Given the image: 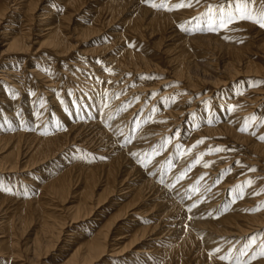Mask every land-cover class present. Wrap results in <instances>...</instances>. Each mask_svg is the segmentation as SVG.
I'll return each mask as SVG.
<instances>
[{
  "label": "bare ground",
  "instance_id": "obj_1",
  "mask_svg": "<svg viewBox=\"0 0 264 264\" xmlns=\"http://www.w3.org/2000/svg\"><path fill=\"white\" fill-rule=\"evenodd\" d=\"M16 1L18 2V0L11 1L17 6L14 8L13 15H11L10 16L11 18H9V19H13L12 21L9 20L12 23H9L7 27V29H11V30L16 29V31L13 32V34L11 33L12 36L11 38H9L10 41L6 44L7 46L6 49L10 51L9 53L21 52L22 54H24V53L31 52L30 51L31 26L29 25V23L30 22L32 23L35 17L37 18L39 17L37 15L35 16L32 13L37 7L39 0H19L20 2L18 4L16 3ZM94 1L98 2L96 3L98 4L100 8L99 16L101 17V19L100 17H98L94 21V23H92V25H86L85 23V24H82L81 27L77 26V28L69 27L70 24L68 25V21L71 20L72 13L77 12L78 9L84 6L85 0H68L67 2L64 3L66 9L64 12H62L63 10L61 11L62 14L59 13L60 10L57 12L54 9H49V11L46 12L47 13L46 17H50V18H49V21L43 25V28L45 27L44 29L42 28L44 33L41 35L43 37L41 38V40H39V42H36V41L35 42L38 43L39 46H41L42 44H45L46 46H49L50 49H53L55 52H58L59 54H65V52L70 51L71 46H72L70 42L68 41V38H69L68 35H69L70 30L69 32L68 31L66 32L65 27H68V29H73L72 31L75 30V33L77 34V36L94 34L99 29L98 25L103 23L101 20L105 21L106 18H109V24H110L111 21L116 20L119 14L126 11L128 8L129 9L132 8L131 11L135 12L136 14L133 15L132 18H129L127 21L125 20L124 22L125 31L123 30L124 31L123 33H126L128 31L130 32L129 34H137L141 38H143L148 33H149L148 34L149 36H153L155 34L160 35V37L156 39L157 43L155 44L157 46L158 45L160 46L161 41L165 37L166 38L169 37L170 39H175L176 43H175L174 48L175 50H177V52L175 53L179 55L176 54L177 56L175 57H174L175 54L173 55L172 57L173 62L174 60L175 62H177V60L179 61L180 60L179 58H181L180 55L181 56L188 55V52H187L189 48L188 46L204 45V43L200 44L202 43V40H206V41L213 40L215 43V41H218V39L222 35L225 36L224 33H230L231 36H236L234 37V39L236 38L240 39V37L242 38L246 37L247 39H244L245 41L243 43L238 44V42L236 40H233V37H232L233 42L236 41L238 45L233 44L232 42H231L232 44H227L228 46V47L226 46L227 60L230 62L228 66L238 65L237 64L238 62L239 64L244 65L245 68L255 66L257 68V71L261 69V65L258 63L257 60L261 59L262 57L259 56L258 59H253V57L251 56H246L247 54L246 51L250 50L252 46H255L257 49H259L261 53L264 54V27H260L256 25L255 23L249 22L247 20H241L239 22H235L223 28H219L217 31L196 30L194 32L191 31L187 34L180 32V29L175 27L176 25H179L181 26V28L185 29L184 27L188 25V23H186L188 22L186 18L196 17L201 11H204L205 9H207L208 11L209 5H216L218 3H221L222 2L221 0H201L199 4L194 3L191 7H184V8H180L177 10H166V9L153 8L150 5L149 6L144 5V3H142V0H94ZM9 2L6 1V3L0 4V20L3 19L7 15L6 10L9 7ZM154 2L156 4H159L161 3V0H155ZM179 2L180 0H168L166 3V8H171L174 4L179 3ZM16 14L22 15L21 20H19L18 15L16 16ZM100 21L102 23H99ZM39 22H45V21L42 18L41 21ZM184 23H186L185 26H184ZM199 23L200 21H195V23H193V26L199 25ZM10 25H12L11 28H9ZM114 34H110V35H114ZM117 35H116L117 39L119 36H120L119 38L121 39V34L118 36ZM224 40H226V38ZM227 40L228 42L226 41L224 43H230L229 42L230 39H228V37H227ZM198 42H200L199 43L200 45H198ZM224 43L223 45H225ZM171 47H169V49H171ZM206 48H204L203 50H200L199 48L196 53L197 54L196 56H198V58L202 60L205 59L206 62L204 61V64H209L215 68L217 64L216 60H218V58L213 56V52H211L210 48L208 47ZM103 50L104 49H102V51ZM98 51H101V48L99 47L94 48V49L91 48L87 52H89V54L91 55V54L97 53ZM163 51H166V50H163ZM147 52L149 51L147 50ZM154 55L155 54L144 55L142 51H136V50L126 48L123 51V53H121L120 57L116 58L113 61L114 62L113 67L115 66L117 68V71L119 72L117 76L119 77L122 74L120 72H123V70H129V69L139 70L143 66L144 68L145 67L149 68L150 63L151 62L153 63L154 61V57H155ZM170 62H172L171 58H170ZM110 63L112 64V62ZM78 65H80V63ZM84 70H87V69H84ZM9 71L10 70L6 69L5 72H2L0 74L1 75L0 78L8 79L10 81L9 78L11 76L10 73H12V71L11 72ZM38 72H39L38 73L39 76L43 75V74H40V71ZM95 72L99 73L98 71H95ZM114 72L116 73V71ZM175 72L176 74H178V76H182L183 68L181 67L180 70H178V73L177 71ZM98 76L100 77L99 74ZM44 78L45 79L48 78V75L44 76ZM176 78H179V77H176ZM30 79L28 80L29 82H30ZM184 79H187V78L184 77ZM50 83L53 84L54 80H51ZM124 83H126V81ZM216 83L218 82L215 81V84ZM187 85L190 86L189 88L191 90L193 89L196 90L198 88L195 81L194 80L191 81V79H187L186 82H183L182 84L177 83L175 84L174 88L171 87V90L174 89L177 92L176 91L172 92L173 95L172 97L171 96L170 97L173 98L174 96H177L180 93H182L183 95H180V96L178 95L179 97L173 98L174 102H172V100H168L165 103H161V101L162 99L168 98V97H164V96H159V98L155 97L153 99L155 100L154 103L151 101L149 105L146 106L147 108L143 112L140 113V116L138 117L137 115V117L134 120H132V117L136 116V113H138L137 111L139 110V107H141L143 103L142 100L144 98H147L145 96L148 95L147 94L148 90H146L143 86L136 88V90L134 91L132 90L133 88L130 89L131 91L129 90L126 92H125V89L124 91H122L123 90L122 89L120 91L121 94L117 93L120 90V88H118L114 90V93H112V95H109V92H108L104 96H100L97 92H94V91L88 92L86 90L85 91L87 92V94L83 95L84 89L82 91L81 89H79L78 92L76 93L75 92L68 93L67 97L65 96L66 102L64 101V99L61 100L60 97L56 95V93L52 94L51 97L48 98L46 102L50 103L51 108L49 110L56 114L57 123H60L59 124L60 126L62 125V126L67 127V129L64 128L65 130L63 131L60 130V129H63V127L61 126L60 128H57L56 124L54 128L46 127L47 125L43 127L41 126L42 121L38 119L39 117H37V113L35 114L33 111L34 107L36 108V106H34V101H35L34 95L35 94H28L23 100V103H19L18 105H13L14 102L16 103L19 100V95H15L13 91H9V87L6 86V84H3L1 86L0 98H2L5 102L3 104V107L1 108V112L3 111V113H1L2 120L0 121V151L2 152V149L3 150L8 149L10 150L9 151L10 156L15 155V158H13L12 160L9 161L8 159L9 162H7V165H6L7 167H9V169H7L8 172L11 169H13L12 167H16L18 166V164H21L19 163V159H17L19 156V152H20V157H23L26 159V163L31 162L30 164L36 166V165H40L41 163H46L44 161L51 160L56 156L58 157V155H61V153L65 152L69 147L76 146V147H80V149L81 147L83 148L84 144H88L89 141L92 140L97 135H99L101 142L104 138L105 139L107 138L104 142L101 143L102 145H106L103 147V149L106 148V150H100L99 148L102 147L101 145L98 147L99 151L95 152L97 156L98 155H108L107 162H105L104 164H100V165H94V164H89L85 162V160H80L79 165L81 166L78 169H76L77 167L75 168L76 169L75 174H73L74 170L73 172L72 170L67 172V169H66L65 170L66 173H63L59 175L58 177H54V179L50 181L48 180L49 181L48 184L42 187V189H45L44 194L42 195L38 194L39 195L38 197L35 195L36 197L34 196V198H32L30 196L33 195V193L30 196L29 194L27 195L23 193V196H21L23 202H19L20 203L19 206L17 205L18 207H20V205L23 206L22 209L24 210L22 214H24V216L27 213L28 214L38 213V211H40L39 214L43 213L41 217L42 222L37 221V223L39 224L42 223L40 226L42 233H43L42 235H44L45 238H49L51 236V239H52L53 234H55L53 229L56 228L55 227L56 224H59V223L53 220L51 214H47L48 208L46 207H48L49 205L48 203L50 201L51 202L56 201V200L65 201V199L68 197L69 194L76 193V192L78 193L77 187L80 183H82L83 185V190L81 191V193L79 192L80 197H79L78 203L72 209L76 211V214L83 213V215H85V218H86V215L91 216L90 215L92 211L91 209L97 208L98 206H100L102 201L109 196L112 197L114 195H119V197L122 196L121 198L126 199L124 202L123 201L113 202L114 201L113 199L112 204L116 203V205H119V208L117 209V211L112 216H110L108 220H105V222L101 224L100 228L95 230L96 232L92 236L90 234L85 235V236L82 234L83 236L82 239L78 237L77 245L75 246V248L73 247L74 249H71V253H69V255L67 254L68 256L67 259L61 264H78L79 261L86 262V260L88 261L89 260L91 261L92 259L95 260L101 254H104V255L107 254V253L105 254V249H107L106 247H108L107 245H109L110 247L111 246L115 247V246H118L119 243L121 244L125 240H127V244H123V246L120 245L121 248H119L120 247L119 246L118 251L116 253L115 251L113 252L116 255L118 254L120 256L127 249L131 248L132 245L133 246L135 245V247H132V248H136L135 253L133 254L134 256L131 258H128L129 259L128 261L130 263L133 262L132 264H154L152 261L154 260L157 261V258L160 255H162L164 252H166V248L168 247V244H171L169 245V247H175L176 252H178V254H180L181 256H188V258H191L194 264H236L237 260L240 261V264H264V257H260L254 260L251 259L253 250H255L256 253H259L261 244H264V234H263L264 233V208H261V210L257 212L250 211L251 208L257 202H260L259 200L260 197L264 195V194L262 195L263 191L261 192L262 189L260 187L262 186L263 183L258 186V184L264 181L263 178L261 180L257 179V178L263 177V174L258 173L259 169H256L257 171L255 170L254 174L251 175L253 176L251 179L253 181V184L244 189V192H245L244 198L236 200L235 203L231 202L232 196L230 195V190H233L234 186L238 185V184H233L232 178L234 176L231 174L234 173V171L231 173H228L225 176L221 175V177H223L222 179L220 178L222 182L213 183V181L216 180L215 175L217 174V170L219 169L218 165L220 164L219 162V164L217 165L214 160L215 159L214 156L216 155H207L206 157L203 156L202 160L205 161V163L208 162L210 164L209 167L205 168L202 164L203 162H201V164L199 163L202 166L197 164L196 167H194L191 170V172L187 174L186 179H184L178 184H175V187H171V185L175 183V176L179 175V173L183 171L187 167L188 164H190L189 161L192 159L190 157H193L194 154L197 152L196 151L193 155H191V153L190 154L187 153V149L192 147L193 144L191 145V143L194 142V140H196L197 136L199 138L200 137L199 135L202 133L204 134L207 133L205 134L207 136H210V135L212 136L216 132L226 133L225 134L226 136L228 134L229 136L236 138V141H239L240 143H243L246 145L248 144L249 147L247 146L248 147L247 150H249V152L254 153L257 157L255 156V158L250 159L248 162L249 164L246 165L247 167L250 164L252 165L258 162V160L264 159V142L260 139L258 140L254 139L258 135L256 134L257 135L256 137L254 136V138H251L250 137L251 135L249 136L247 135V133L244 134L243 132H242L243 134H241V133H238L237 131V129L243 126L242 123L243 122L245 123L246 120L250 116H252L258 108H260L263 105L264 92L261 90L257 91L255 89H252L255 91H249L246 93H244L243 91H240L239 94L235 93L234 95L225 94L224 96L223 94L222 96H220V93H218V96L216 95V97L213 98V101L216 100V103L212 102V99L209 98V101L210 100L211 101L210 102L207 101L205 102V104H203V106H201L199 105L200 102H197V101H202L203 99L210 96L208 94L204 96L202 95L200 98L197 97L194 100H192L190 107L186 108V106L184 107L183 105L184 101L186 100L187 102V98L192 97L190 95L192 91L187 88ZM85 86L88 87V84H86ZM117 86L119 87L120 83L115 85L114 88H117ZM198 86L200 85L198 84ZM184 88L188 89L189 92L182 91V90H185ZM18 90H19V93H21L20 89ZM150 90H153V89L150 88ZM168 91H170V89ZM210 92L211 91H209L208 93ZM129 93L131 95L132 93H140L138 94V97L141 96L139 98V101L137 103L134 102L135 101L134 98L127 96V95H130ZM215 94L217 93H214V95ZM12 95H15V96H12ZM160 95H164V94H160ZM46 102L44 100H40L36 102V104H38L37 107L41 108V106H44ZM70 102H72V105H67ZM128 102H131L130 106H128L126 110L123 109L122 106L128 104ZM153 105L157 109V111H155L154 113L152 112ZM18 106L19 107L21 106L20 114L16 113V107L18 108ZM194 106H196L197 108L201 106V110L203 107V111L204 110L206 111L207 109L208 114L212 112L211 110H213L214 112V110L216 109L215 111L216 114L214 113L215 115L213 114V117H212L214 119L213 124L215 125L212 127L209 125H206L205 122H203L202 118L201 119L198 118V122L199 121L201 122V124L199 125L201 127L196 126L195 128H197V130L194 131L193 128L189 129L190 118L189 120L187 119L188 120V122H186L187 126H185V132L183 133V136L181 137L182 140H180L181 141L180 144L182 146V149L184 150L182 153L183 158L178 161L175 160V157H176L175 145L178 143L177 141L178 139L174 138L175 139L174 142L169 143L167 150L161 151L159 155H155L156 157L155 159L149 158L150 163H148L147 168L143 170V173H140V170L136 169L134 164H132L131 161L136 159V157L138 158V156L139 158H142L141 155H143V153H146V152L151 153L154 147L159 149L161 142L165 138H167L164 136L166 130L171 128L172 124H175V123L178 124L179 120L185 117H188V114L192 110H194L193 109ZM228 106H233V111L231 113L227 111ZM12 107L14 108L12 109ZM260 110L262 113H259L258 116L259 115L262 116V119H263L262 127L260 129V131L262 132V130L264 129V108H260ZM223 114H225V116L227 117L222 116ZM23 116H25L26 118L25 122H24ZM19 117L23 119L22 123H21V120L17 122L19 120ZM145 120L147 121V123H144ZM198 122H196V124ZM132 124L134 125L133 128H131ZM46 129H49V130L45 131ZM191 130L193 131V133H190L192 132ZM250 131L251 130L248 131L249 134L251 133ZM216 134L218 135V133ZM102 135H104V138L101 139ZM111 137L113 139L117 138L115 142ZM202 137H204V135ZM110 138H111V141L109 140ZM129 140L131 142H128ZM116 141L117 142L122 141L121 142L122 144L120 145L117 144L116 146ZM98 143H99V140H98ZM128 143L129 145L127 146L123 145V144H128ZM205 144L206 142L204 143V145ZM189 145H191V147H188ZM90 146L88 148L92 147ZM95 147L96 146H94L93 148ZM199 148L195 147L194 151L195 149L198 150ZM70 151H73V150H70ZM132 153L137 154L136 156L133 157V159L131 158ZM170 154L172 158V163H167L166 161L169 160ZM196 154H199V153H196ZM216 157H219V156H216ZM204 159H209L211 161L206 162V160ZM39 161H41L40 164L38 163ZM218 161L219 160H217V162ZM1 164L2 162H0V165ZM23 164H25V162ZM237 165L240 166V163ZM220 166L222 168V165ZM242 166L244 168V165ZM31 167L34 168L33 166ZM162 169L168 170V175L167 177H165V183L163 184L160 182L161 177L163 175ZM234 169H237V168H234ZM4 171H5V168H4ZM201 176H203L204 179L199 180ZM27 180L29 181L30 179H27ZM34 181L36 183V180ZM39 181L42 182V180H39ZM45 182H47V180H45ZM2 183H0L1 185L0 187L2 186L5 187L6 184L2 185ZM19 184L21 185V183ZM16 186L14 187V190ZM28 186H32V184ZM11 187H13V185ZM24 187H27V186H24ZM259 187H260V191H258ZM19 188H22V187L19 186ZM76 188H77V191L75 190L74 192L72 189H76ZM30 189L26 191L30 192ZM34 192L37 193L36 191ZM3 193L0 194V212L4 211L3 212L4 215L0 216V229L6 228L7 232H9L10 234L8 233L6 235L5 231L1 232L0 233V243L3 242L7 244L8 252L13 253L12 248H13L14 242L12 241L13 238L11 239L12 237L11 232L13 231L12 230L14 226L13 223L17 221H14L12 223V220H10L9 216L5 215V210H3V208L11 198L3 197V195L5 194ZM10 193L12 195L13 191ZM253 193H259V194L254 195ZM185 195L187 196V198L185 199L184 203H182L183 201L182 198H184ZM15 197H17V195H15ZM11 201L12 199L10 200V202ZM193 202H196L198 204V207L192 208V210L189 211L188 209L193 204ZM258 205L259 204H257V206ZM7 208L9 207H6L5 209ZM18 209H21V208H18ZM16 212H18L17 209H16ZM15 215H18V214H15ZM143 216H146L150 221H154L155 223L153 222L152 224H147L145 226L139 225L143 220L142 218ZM173 216L175 217L172 218ZM182 217L183 219L184 218L188 219L187 221L190 222L189 227H183V223H182L183 220L181 221ZM123 218L124 219L127 218L128 224L125 227L126 229L122 228L121 230V228L119 229L117 222L119 224V221L122 220ZM39 224H38V228H39ZM21 225H23L22 222H21ZM261 230L263 231L260 233ZM177 233H180L179 235L180 238H175ZM13 234H14V231H13ZM55 235H56L54 236L55 239L59 240L60 236L58 238L57 234ZM38 236L36 240L34 239V241L36 242L38 240L37 244L39 247L42 244L40 240H43V238L40 239L39 238L40 236L39 237ZM73 237H70L71 239L69 238L68 242L70 241V243H72L71 241L74 240ZM167 237H170V239H168ZM250 237H259V238H257L258 239L257 241L255 238V244H251V246H249ZM45 238H44V241H46ZM76 238H77V235L75 239ZM50 240L46 241V243L48 242L49 245L51 243ZM203 241L204 243H202ZM44 243L45 242H43V244ZM46 243L45 245H47ZM230 245L231 247H233V254L237 252V250H241V251L245 250L244 252H246L247 255H243L242 258L240 259L234 258L235 255L234 257L231 256V260L227 262L224 261V263L221 260H218L217 258L216 259L211 258V257L208 258L206 256L207 259L206 260L204 259L205 257L203 255L204 254L203 250L206 251L208 249L216 247V248H220L221 251L222 250L225 251V249H227ZM112 247H111V250H113ZM36 249L38 250V248ZM217 255L220 256L219 254ZM124 260L127 261L126 258ZM128 261L127 263H129Z\"/></svg>",
  "mask_w": 264,
  "mask_h": 264
},
{
  "label": "rangeland",
  "instance_id": "obj_2",
  "mask_svg": "<svg viewBox=\"0 0 264 264\" xmlns=\"http://www.w3.org/2000/svg\"><path fill=\"white\" fill-rule=\"evenodd\" d=\"M6 1L9 2L10 0H1L0 4H4V3H6ZM11 1L9 2V7L6 10L7 15L3 19L0 20V74L2 72H5L6 69L10 70L9 72L12 71V73H10V75H11L9 78L10 81L8 79H4V78L1 79L0 78V90H1V86L3 84H6V86L9 87V91H13L15 93V95H19V100L16 103L14 102L15 104L13 103V105H18L19 103H23V100L25 99L26 95H28V94H35L34 95V97H35L34 106H36V108L34 107L33 111L35 114L37 113V117H39L38 119L42 121L41 122L42 127L47 125L46 127L54 128V126L57 125L56 127L60 128L62 126V125L61 126L59 125L60 123H57L56 114L49 110L51 108V106H50V103L46 102L47 99L50 98L52 94L56 93V95L58 97H60L61 100L64 99V101H65V96L67 97L68 93H71V92L76 93V92H78L79 89H81V91L84 89V91L86 90L88 92L94 91V92H97L100 96H104L108 92H109V95H112V93H114V90H116L118 88H120V90L117 93L121 94L120 91L122 89H123L122 91H124V89H125V92H126V91H129L130 89L133 88L132 90L134 91V90H136V88L143 86L146 90H148L147 91L148 95L145 96L147 98L143 97L144 98L142 100L143 103H142L141 107H139V110L137 111L138 113H136V116L132 117V120H134L137 117V115L139 117L140 113L143 112L147 108L146 106H148L151 101L154 103L155 100H153V99L155 97L156 98H159V96H164V97H168V98L170 96L172 97V95H173L172 92H175L176 90H174V89L171 90V87L174 88L175 84H177V83L182 84L183 82H186L187 79H191V81L194 80L195 83L197 84L198 88L196 90H194V89L191 90L189 88L190 86L187 85V88L192 91V93L190 94L192 97H190V98L188 97L187 102H186V100L184 101L183 105H184V107L186 106V108L190 107L192 100H194L197 97L200 98L202 95L204 96V95L208 94L210 96L203 99L202 101H197V102H200L199 105H201V106H203V104H205V102L209 101V98L212 99V102L216 103V100L213 101V98H215L216 95L218 96V93H220V96H222L223 94L225 96V94H227V95L228 94L234 95L235 93L239 94L240 91H243L244 93H246L249 91H255V90L260 91L261 90L264 92V90H263L264 89V56L263 55L264 54L261 53L259 51V49H257L255 46H252L250 50L246 51L247 52L246 56H251V57H253V59H258V57L261 56L262 58L257 60L258 63L261 65V69H259L257 71V68L255 66L245 68L244 65L239 64L238 62H237L238 65L228 66L230 64V62L227 60V52H226L227 51V48H226L227 44H232V43L237 44L236 41L238 42V44L243 43L245 41L244 39H247L246 37H243V38L240 37V39L239 38L234 39V37H236V36H231L230 33H224V35L227 36L228 39H230L229 40L230 43H224L226 41L228 42V40H227V37H225L223 35L221 36L222 39L226 38V40L223 39V41H222V39L220 37L219 38L220 40L218 39V41H215L216 44L214 43L213 40H211L212 42L210 40H207V41L202 40V43L198 42V45L204 43L205 47H204V45L188 46L189 47L187 50L188 55H186L188 57H186L185 55H182V56L180 55V57H181V58H179L180 62L178 60H177V62H175V60L173 62V59H172L173 55L175 54L174 57L179 55V54L175 53V52H177V50H175V48H174L175 43H176L175 39H170L169 37H167V38L165 37L161 41L160 46L158 45L159 46L158 47L155 43H157L156 39L158 37H160V35L155 34L153 36H149L148 35L149 33H148L143 38H141L137 34H129L130 32H128V31L126 33H123L125 31L124 30L125 29V25H124L125 20L127 21L129 18H132L133 15L136 14L135 12L131 11L132 8H130V9L128 8L127 9L128 11L126 10V11L122 12L121 14H119V16H117L116 20H114L115 22L111 21L110 24H109V18H106L105 21L101 20L103 23L101 21L99 22L102 24L98 25L99 29L94 34L77 36V34L75 33V30L72 31L73 29H68V27H65L66 32L67 31L69 32V30H70L69 35H68L69 36L68 41L70 42V44L72 46H71L70 51L65 52V54H59L58 52H55L53 49H50L49 46H46L45 44H42L41 46H39V44L36 42H39V40H41V38L43 37L41 35L44 33V31L42 30L43 25L49 21L50 17H46L47 16L46 12H48L49 9H54L57 12L60 10L59 13L62 14V12H64L66 9L64 3L67 2L68 0H39V2H38L39 6L37 5L35 10L32 12L35 16L37 15L39 17L38 18L35 17L33 19V22H32L33 24L31 22L29 23V25L31 26V31H30V33H31L30 51L31 52L24 53V54H22L21 52L9 53L10 51H8V49H6L7 48L6 44L10 41L9 38H11V36H12L11 33L13 34V32H15L16 29L11 30V29H7V27L9 25V23H12L11 21L13 19H9V18H11L10 16L13 15L14 8L17 6ZM221 1L223 2V0H221ZM19 2H20L19 0H18V2L16 1L17 4ZM96 2L97 1H94V0H88V1L85 0L84 6L80 9H78L79 11L77 10V12L72 13L71 20L68 21V25L70 24L69 27L77 28V26L81 27L82 24H85V23H86V25H92V23H94V21L98 17H100L99 16L100 8L97 4L98 2L97 3ZM142 3H144V2H142ZM144 5L149 6V4H146V3H144ZM46 7H47V9H46ZM44 11H45V13H44ZM206 11H207V9H205L204 11H201L196 16V17H199V20L193 19L195 17H188L189 19L186 18L187 21L191 20V24L190 25L188 24L186 27H184L185 29L181 28V26H179V25H176L175 27L180 29V32L186 33V34L191 32V31L192 32L196 31L197 25L193 26V23H195V21H200L199 25H201V27H203L204 26L203 24H204L206 17L203 16L202 14L206 13ZM17 15H18L19 20H21L22 15L16 14V16ZM43 15H45V16H43ZM41 17L44 19L45 22H39L42 19ZM100 19H101V17H100ZM9 20H11V21H9ZM186 23H184V26ZM106 24H108V25H106ZM11 26L12 25H10L9 28H11ZM187 28H188V30H187ZM111 32H113V33H111ZM114 33H116V34H114ZM117 33H118V35L121 34V39L119 38L120 36L118 37L119 40L116 37ZM110 34H114V35H110ZM125 34H127V35H125ZM128 34H129V36H128ZM123 35H125V36H123ZM132 35H134V36H132ZM115 37H116L118 42L116 41ZM232 37H233V40H236V41L233 42ZM208 41H209V43H208ZM222 42L225 45H223ZM217 43H219V44H217ZM130 44L132 45L131 47L129 46ZM208 44H209V46H208ZM202 46L204 48H206V47L210 48L211 52H213V56L218 58V60H216L217 64L215 67L217 71L215 70V68L213 66H211L209 64H204V61L206 62L205 59L202 60V59L198 58V56H196L197 55L196 53H197L199 48H200V50L204 49ZM98 47L101 48V51H98L95 54L90 55L89 52H87L91 48L94 49V48H98ZM169 47H171V49H169ZM218 47H219V49H218ZM126 48L136 50V51H142V53L144 55L155 54L153 63L152 62L150 63V65L152 67L149 65V68H147V67L144 68V66H143L139 70H134V69L123 70V72H120L122 74L119 76L120 77L119 78L117 76L119 74V72L117 71V68L115 66L113 67V65H114L113 61L116 58H119L121 53H123V51ZM102 49H104V50L102 51ZM147 50L149 52H147ZM163 50H166V51H163ZM212 50H214V51H212ZM54 52H55L56 56H55ZM214 52H215V54H214ZM248 53H249V55H248ZM251 54L252 55L254 54V55L252 56ZM170 58H171L172 62H170ZM106 60L107 61L109 60V61L107 62ZM110 62H112V64ZM226 62H228V63H226ZM73 63L76 65H74ZM79 63H80V65H78ZM22 65H24V66H22ZM23 67H25V68H23ZM181 67L183 68V74H182V76H178V74H176L175 71H177V73H178V70H180ZM208 67L210 70L208 69ZM84 69H87V70H84ZM174 69H176V70H174ZM14 71H15V73H14ZM38 71H40V74H43L42 75L43 77L40 75L42 78L38 75V73H39ZM95 71H98L99 73H97ZM114 71H116V73ZM98 74L100 75V77L98 76ZM113 74H115V75H113ZM46 75H48V78L45 79L44 76H46ZM176 77H179V78H176ZM184 77L187 79H184ZM49 78L51 80H54L53 84L50 83L51 80ZM103 78H105V79H103ZM29 79H30V82L28 81ZM46 80H47V82H46ZM179 80H181V81H179ZM123 81L124 82L126 81V83H124ZM215 81H217L218 83L215 84ZM119 83H120V86L119 87L117 86V88H114V86L119 84ZM157 83H158V85H157ZM86 84H88V87L85 86ZM198 84L200 86H198ZM212 84H213V86H212ZM13 86H15V87H13ZM106 86H108V87H106ZM51 87H52V89H51ZM17 88L20 89L21 93H19V90ZM150 88L153 90H150ZM169 89H170V91H168ZM184 89L185 90H182V91L189 92L188 89H186V88H184ZM212 89H213V91H212ZM252 89H255V90H252ZM84 91H83V93H84L83 95H86L87 92L86 91L84 92ZM163 91L164 92L168 91V92L164 93ZM193 91H195V92H193ZM209 91H211V92L208 93ZM224 92H226V93H224ZM214 93H217V94L214 95ZM138 94H140V93H132V95L130 94L127 96L134 98V100H135L134 102L137 103L139 101V98L141 97V96L138 97ZM160 94H164V95H160ZM15 95H12V96H15ZM178 95L180 96L183 94L180 93ZM178 95L174 96L173 98L179 97ZM0 96H1V91H0ZM10 97H11V95H10ZM11 99H13V98H11ZM74 99H75V97H74ZM40 100H44L46 102V104L44 106H41V108L37 107L38 104H36V102H38ZM4 102L5 101L2 98H0V121L2 120L1 113H3V111L1 112V108L3 107ZM67 105H72V102L68 103ZM45 106H46V108H45ZM201 106L199 107L200 109L197 108L196 106H194L193 107L194 110H192L193 112L191 111L189 113L190 115L188 114V117H185V118L179 120L178 124L177 123L172 124V127L169 128L168 130H166L164 136L167 138H172L170 142H174V140H175L174 134L179 133V138L177 140L178 141L177 144H180V142H181L180 140H182L181 137L183 136V133L185 132V126H187L186 122H188L189 118H190L189 129L193 128L194 131L197 130V128H195L196 126L201 127V126H199L201 124V122L200 121L198 122V118H200V119L202 118L203 122H205L206 125H209L211 127L214 126L215 125V124H213L214 119L212 117H213V114L215 113L216 109L214 108L215 109L214 112H213V110H211L212 112H210L208 114L207 109H206V111L205 110L203 111V107H202V110H201ZM20 107L19 106H18V108L16 107V113L17 114L21 113ZM153 107H154V105H153ZM13 108L14 107H12V109ZM260 108H264V103ZM260 108H258L256 110V112L246 120L245 123L244 122L242 123L243 125H245V124L248 125V130L246 132H243V133L244 134L247 133V135H249V136L251 135L250 136L251 138H254V136L256 137L258 135L256 138H254L256 140L259 139V135L260 136L264 135V129L262 130V132L260 131V129L262 127V123H263L262 122V120H263L262 116H260V115L258 116L259 113H262ZM38 111H39V113H38ZM222 116H225V114H223ZM225 117H227V116H225ZM23 119L25 122L26 121L25 116H23ZM23 119H21L19 117V120L17 122H19L21 120V123H22ZM209 121H211V123H209ZM196 122H198V123L196 124ZM133 126L134 125L132 124L131 128H133ZM251 126H252V128H251ZM62 127H63V129H60L62 131L67 129L66 126H62ZM47 130H49V129H46L45 131H47ZM249 130H251L250 134L248 133ZM237 131H238V133L243 134L238 129H237ZM259 132H261V133H259ZM190 133H193V131ZM190 133H188V134H190ZM216 133H218V135ZM216 133L215 134L217 135V137L215 134H214L215 136L210 135L211 137L205 135L207 133H205V134L202 133L204 135V137H202L203 136L202 134L199 135L200 136L199 138L197 136V138L199 140L203 139L204 143L206 142V144L204 145V143H202V144L198 145L196 148H199L202 145L203 146L200 147L198 150L195 149V151L193 148V150L191 151V155H193L196 151H197L196 153H202L203 151L205 152L209 147H212V148L220 147V148L228 149V151H223V152L211 154V155L219 156V157L214 156L215 157L214 160H215L216 164L218 165L220 162V164L218 165L219 169L217 170V174L215 175L216 178L220 177L222 179L223 177H221V173L225 172L223 174V176H225L228 174V172H226L224 170L231 168V172L234 171V173H235V174L234 173L231 174L234 176V177L232 176L233 177L232 178L233 184H239V183H243L246 180L252 179L253 176H251V175L254 174L255 171H249V169H255V170L259 169L258 173L263 174V177L257 178V179L261 180L263 178V180H264V168H262V167H264V159L258 160V162L254 163L252 165L250 164L249 165L250 167L249 166L247 167L246 165L249 164L248 163L249 160L252 158H255V156H256L254 153L249 152V150H247L249 145L248 144L246 145V144L240 143L239 141H236V138H233V137L229 136L228 134L226 136L225 135L226 133H220V132H216ZM107 134H108V132H107ZM223 135H225V136H223ZM102 138H104V135L101 136V139ZM111 138L109 139L110 141H111ZM197 138H196V140H194L195 143H196V141H199ZM106 139L104 138L102 140V142H104ZM116 139L115 138L113 139L114 142ZM210 139L212 142L210 141ZM98 140H99V143H98ZM207 141H209V142H207ZM93 142H94V144H93ZM102 142L100 140L99 135H97L92 140H90L88 144H84L83 148L81 147V149H80V147H76V146L69 147L65 152L61 153V155H58V157L56 156L51 160L44 161L46 163L40 164L41 161H39L38 163L40 165H36V166L30 164L31 162L26 163V159L23 157H20V152H19V156L17 159H19V163H21V164H18V166H16V167H12L13 169L15 168L14 170L13 169L10 170V171L13 170L12 172L7 171V169H9V167H7L6 165H7V162H9L13 158H15V155L10 156L9 155L10 150H8V149L7 150L2 149V152L0 151V159H1L0 162H2V164L0 165V183L3 182L2 185L6 184L5 187L4 186L0 187L2 189V190L0 189V194H2L4 192L7 195H5L3 193L4 194L3 197H10L12 199L11 202H10V200H11L10 199L8 201L9 203L7 202V204L5 205L6 207H9V208L5 209L6 207L4 206L3 210H5V215L9 216L10 220H12V223L14 221H17V222H14L15 224L13 223L14 226H13L12 230L14 231V234H13L12 230H11L12 232L10 231L12 233L11 239L13 238L12 241L14 242L13 248H12L13 253L8 252L7 244H5L3 242L0 243V252H1L0 253V264H61L67 259V257H68L67 254L69 255V253H71V249H74L75 246L77 245L78 237L80 239H82L83 238L82 234L84 236L89 235V234L92 236L96 232L95 230L99 229L101 224H103V222H105V220H108V218L110 216H112L117 211V209L119 208V205H116V203L112 204V200L114 199L113 202H119V201L124 202L126 199L121 198L122 196L119 197V195H114L112 197L109 196L106 199H104L100 206H98L97 208H93L94 210L91 209L92 210L91 214H90L91 216L86 215V218H85V215H83V213L76 214V211L73 210L72 208L77 205L79 197H80V193L83 190V185H82V183H80L77 187L78 193L76 192V193L69 194L68 197L65 199V201H61V200H56V201H52V202L50 201L48 203L49 204L48 207H46V208H48V210L46 209L48 211L47 214H51L53 220L59 223V224H56V226H55L56 228H54L55 230L53 229L54 233L57 234V237L59 238V236H60V238L58 240V239H55V237H54V236H56L55 234H53L52 239H51V236L50 237L48 236L49 238H45L44 235H42L43 233H42V230L40 227L42 223L39 224V223H37V221L42 222L41 217H42L43 213L39 214L40 211H38V213H34V214H31V213L28 214L27 213L24 216V214H22V212L24 210V209H22L23 206L20 205V207H18L20 204L19 202H23V200L21 198V196H23V193L27 194V195L29 194V196L33 193V195L30 196L32 198H34L35 195L38 197L39 196L38 194H40V195L44 194L45 189H42V187L45 186L46 184H48V182L50 180L54 179V177H58L59 175L66 173V171H65L66 169H67V172H69L70 170H72V172H73V170H74L73 174H75V170L81 166V165H79L80 160H85V162H87L89 164H94V165H100V164H104L105 162H107L108 161L107 160L108 155H98L97 156L95 154V152L99 151V149L100 150H106V148L103 149V147L106 145H102L101 144ZM121 142L122 141H119V142L116 141V146H117V144H119V145L122 144ZM194 142H192L191 145L192 144L194 145L195 144ZM93 145L96 147L93 148L94 147ZM101 145H102V147H100L98 149V147ZM123 145L127 146V145H129V143L123 144ZM191 145H189L188 147H191ZM89 146L91 148H88ZM70 150H73V151H70ZM199 150H201V151H199ZM87 151H89V152H87ZM6 152H8V153H6ZM94 154H95V156H94ZM145 154H147V156L149 154L151 155V156L150 155L148 156V161H149V158L155 159L156 158L155 155H157L151 151V153H148V152L143 153V155H141L142 158L144 157ZM195 154L193 157H190L192 159L191 160L189 159L190 160L189 163H191L192 161H194L196 159L198 154H196V155ZM6 155H7V157H6ZM206 156L207 155H205V157ZM133 157L134 156L131 155L132 159H133ZM2 158H4V159H2ZM142 158H139V156H138V158L136 157V159L131 161L132 164H134L135 168L140 170V173H143V170H145V168H147V167L140 165L141 163L138 162ZM8 159H9V161H8ZM204 160H206V162L211 161L209 159H204ZM217 160H219V161L217 162ZM237 161H239L241 167L237 165ZM24 162H25V164H23ZM201 162H203L202 164L205 163V161H203V160ZM201 162H200V164H201ZM245 162H247V163H245ZM146 163L148 165V163H150V162L146 161ZM77 164H78V166H77ZM220 165H222V168ZM242 165H244V168ZM31 166H33L34 168H32ZM200 166H202V165H200ZM17 167H18V169H17ZM2 168H3V170H2ZM4 168H5V171H4ZM234 168H237V169H234ZM25 169H26V171H25ZM235 170H236V172H235ZM32 174L34 177L32 176ZM148 174H150V173H148ZM239 176H241V177H239ZM244 176H246L247 178ZM46 177H47V179H46ZM140 177H141V175H140ZM242 177H244L245 180ZM234 178L237 180H235ZM27 179H30V180L28 181ZM38 179L42 180V182H40ZM23 180H24V182H23ZM34 180H36V183ZM45 180H47V182H45ZM238 180H240L241 182ZM38 181L41 183V185ZM7 182H8V184H7ZM17 183H18V185H17ZM19 183H21V185ZM25 183H27V184H25ZM31 184H32V186H28ZM261 184L263 186L264 181H262L260 184H258V186ZM8 185H10V186H8ZM12 185H13V187H11ZM23 185L27 186V187H24ZM15 186H16V188L14 190ZM19 186H21L22 188H19ZM262 186H260L261 189L264 188V186H263V188H262ZM260 187H259L258 191H260ZM40 188L42 189V191ZM77 188L72 189V190L75 192V190L77 191ZM29 189H30V192H27ZM12 191H13V193L11 195L10 192H12ZM34 191H36L37 193H35ZM263 194H264V191L262 192V195ZM15 195H17V197H15ZM30 197H28V198H30ZM262 197H260V199H259L260 202H257L251 208V210L254 209L255 207H257V204H259V205L263 204L264 195ZM186 198H187V196L185 195L184 198H182V200H183L182 203H184ZM116 200H118V201H116ZM14 202H15V204H14ZM50 203H51V205H50ZM227 207H229V206H227ZM18 208H21V209H18ZM16 209L18 212H16ZM3 212H0V216L4 215ZM13 212H15V213H13ZM254 212H257V211H254ZM154 213H156V212H154ZM15 214H18L19 216L15 215ZM36 214L38 216L39 215L40 216L38 217ZM45 216H47V215H45ZM174 217L175 216H173L172 218H174ZM142 218H143V220L139 224L141 226H145L147 224H152L154 222V221H150L146 216H143ZM37 219H39V220H37ZM18 220H19V222H18ZM27 220H29L30 222ZM187 220L188 219H185V218L183 219V217L181 218V221L183 223V227H189L190 226V222ZM21 222L24 225V227H23V225H21ZM38 224H39L40 229L38 228ZM127 224H128L127 218L126 219L123 218L122 220H120L119 224L117 222V225L119 226V229L121 228V230H122V228L126 229L125 227L127 226ZM35 229H37V230H35ZM59 229H60V231H59ZM4 231L6 232L5 233L6 235L9 233V232H7L6 228L0 229V233L4 232ZM262 231L263 230H261L260 233ZM78 234H79V236H78ZM177 234H176L175 238H180V236H179L180 233H177ZM73 235H74V237H73ZM76 235H77V238L75 239ZM37 236L40 239L43 238V240H40V242L42 243L41 244L42 246L40 245L38 247V244H37L38 240L36 242L34 241V239L35 240L37 239ZM70 237L74 238V240L71 241L72 243H70V241L68 242ZM44 238L46 241L51 239L50 245L48 242L46 243V241H44ZM167 238L170 239V237H167ZM255 238L257 241L258 240L257 238H259V237H255ZM43 242H45L47 245H45V243L43 244ZM33 243L37 247H35ZM202 243H204V241ZM123 244H127V240L123 241L121 244L119 243L118 246H115L117 249L115 247L111 246L113 248V250H111V247L109 245H107L108 247H106L107 249H105V254L107 253L106 255L101 254L99 257H97L95 259L97 261L92 259L91 261L86 260V262L88 261L90 264H129L130 262L128 261L129 260L128 258H131L134 256L133 254L135 253L136 248H132V247H135V245L134 246L132 245V247L127 249L128 251L126 250L122 255H120V256L118 254L116 255L115 253L118 251V247L120 245L123 246ZM169 245H171V244H168V247L166 248V252H164L162 255H160L157 258L158 262L156 260L152 261L154 264L155 263L156 264H171V263L172 264H194V262L191 258H188V256H181L180 254H178V252H176L175 247H169ZM121 246L119 248H121ZM36 248H38V250ZM169 248H171V249H169ZM164 249H165V247H164ZM215 249H216V247L215 248L213 247V248L208 249L206 251L203 250V253H204L203 255L205 257L204 259L205 260L207 259L206 256L209 258L210 257L209 252L213 251ZM113 251H115V253ZM244 251L245 250H243V251L237 250V252H235L233 254V247H231V245H230L227 249H225V251L222 250L219 253H216L215 255L211 256V258H214V259L217 258L218 260H220L218 258L219 256L217 255V254H219V255H229L230 257L231 256L234 257V255H235L234 258L240 259V258H242V256H243L242 253H244ZM3 252H4V254H3ZM125 258L127 259V261L129 263H127V261L124 260ZM160 258H161V260H160ZM120 259L122 262L120 261ZM123 260L125 261V263ZM82 262H84V261H82ZM82 262L79 261L78 264L79 263L89 264L88 262L87 263L86 262L82 263ZM222 262L224 263V261H222ZM225 262H227V261H225ZM132 263L133 262H131L130 264H132Z\"/></svg>",
  "mask_w": 264,
  "mask_h": 264
},
{
  "label": "snow or ice",
  "instance_id": "obj_3",
  "mask_svg": "<svg viewBox=\"0 0 264 264\" xmlns=\"http://www.w3.org/2000/svg\"><path fill=\"white\" fill-rule=\"evenodd\" d=\"M142 2L149 4L153 8L158 9H166V10H177L184 7H191L194 3L199 4L201 0H180L179 3L174 4L171 8H166L167 0H161L160 4H156L154 0H142ZM206 17L204 21V26L201 27L197 25V30H204V31H217L219 28H223L227 25L233 24L235 22H239L241 20H247L249 22L255 23L256 25L260 27H264V0H223V2L218 3L216 5H209L208 11L206 13L202 14ZM193 19L199 20V17H195ZM189 25L191 24V21L187 22ZM132 46L131 44L129 45ZM251 86V85H250ZM154 95V94H153ZM168 100H172L174 102V99L164 98L162 99L161 103H165ZM131 102H128V104L123 105L122 108L126 110L128 106H130ZM157 111L155 107H153L152 112L154 113ZM228 112L233 111V106H228L227 108ZM144 123H147L145 120ZM211 123V121H209ZM241 132H246L248 130V125L245 124L241 126L239 129ZM175 138H179V133L174 134ZM172 138H165L161 144L159 149L153 148L152 152L159 155L161 151L167 150L168 145L170 143ZM259 139L264 141V135L259 136ZM128 142H131L130 140ZM204 143V140L201 139L197 141L194 145H192L191 148L187 149V153H191L192 149L197 147L198 145ZM79 151V150H78ZM175 151H176V157L175 160H180L183 158L182 153L183 149L180 144L175 145ZM228 151V149L225 148H212L209 147L205 152L199 153L194 161H192L190 164L187 165V167L179 173V175L175 176V183L171 185V187H175V184L180 183L184 179L187 178V174L191 172V170L196 167L197 164H199L202 161L203 156L205 155H211L218 152ZM133 156H136V153H132ZM148 156L147 154L144 155V157L138 161L141 163L142 166L147 167ZM167 163H172L171 154L169 157V160L166 161ZM237 164H239V161H237ZM203 166L205 168L209 167V163H204ZM228 173H231V168L224 170ZM249 171H255V169H249ZM163 176L161 177L160 182L165 183V177L168 175L167 169H162ZM223 175V172L221 173ZM199 179H204L203 176H201ZM222 182L220 177H217L213 183H219ZM253 184L252 180H246L241 184L235 185L233 190H230V195L232 196L231 202L235 203L236 200L244 198L245 192L244 189L248 186H251ZM261 191H264L262 189ZM254 195H258L259 193H253ZM191 198V197H189ZM202 202V201H201ZM198 207V204L196 202H193V204L189 207V211L192 210V208ZM261 208H264V204H261L257 206L256 208L250 210V211H259ZM211 215V214H210ZM255 244V237H250V245ZM221 251L220 248H216L213 251L209 252V256H213L216 253H219ZM242 255H247L246 252L242 253ZM260 257H264V244H261L259 253H256L255 250H253V254L251 259H258ZM221 261H230L231 257L229 255H220L218 257ZM236 264H240V261L237 260Z\"/></svg>",
  "mask_w": 264,
  "mask_h": 264
}]
</instances>
